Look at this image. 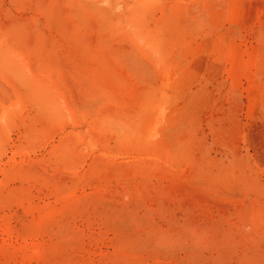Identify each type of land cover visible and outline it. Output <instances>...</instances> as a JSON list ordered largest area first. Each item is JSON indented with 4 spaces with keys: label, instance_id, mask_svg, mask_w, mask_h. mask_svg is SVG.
Here are the masks:
<instances>
[{
    "label": "rangeland",
    "instance_id": "rangeland-1",
    "mask_svg": "<svg viewBox=\"0 0 264 264\" xmlns=\"http://www.w3.org/2000/svg\"><path fill=\"white\" fill-rule=\"evenodd\" d=\"M0 264H264V0H0Z\"/></svg>",
    "mask_w": 264,
    "mask_h": 264
}]
</instances>
